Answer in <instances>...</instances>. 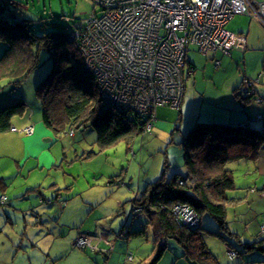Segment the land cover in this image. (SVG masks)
Segmentation results:
<instances>
[{"label":"rangeland","instance_id":"1","mask_svg":"<svg viewBox=\"0 0 264 264\" xmlns=\"http://www.w3.org/2000/svg\"><path fill=\"white\" fill-rule=\"evenodd\" d=\"M0 4L4 8L9 7L4 12H12V21L9 16L0 14L3 23H13L14 16L19 17L27 20V24H31L39 33L72 32L74 23L86 20L95 10L91 0H0ZM5 48L6 45L0 40V56ZM212 55L204 56L198 52L197 47H190L187 57L191 65L185 68L186 90L181 111L170 107L160 108L151 133L135 135L130 142L124 140L103 150L96 143V132L87 125L73 129L74 137L69 136L70 132L56 135L47 128L53 136L45 139L49 148L47 154L57 161H54L50 169L43 168L39 161L29 160L26 167L20 163L18 160L23 154L22 143L16 141L12 158L6 159L7 163H4L8 174L5 196L10 202L0 205V264H48L46 262L51 251L54 258L58 254L62 256L66 246L63 242H55V238L69 242L71 232L75 229L68 222L75 223L78 216L72 217L63 211L67 203L74 200L83 216H91L88 221L80 217V231L77 230L76 239L72 243L76 251L88 257L98 258L92 252L80 251L75 242L81 233L86 234L87 229L93 228L91 226L95 225L96 216L102 220L111 216L105 220L112 221L113 229L117 232L113 235L114 241L126 227H130L132 232L145 227L149 219L144 214L134 215L133 210L138 208L133 209L131 200L141 195L149 182L162 177L166 161L170 165L166 179L170 180L174 174H187L182 142L197 123L225 124L234 119L235 111L231 110L236 100L233 99L230 87L236 84L233 82L236 74L224 66L217 69ZM39 56L40 67L31 71L23 83L11 85L7 80L0 83V94L15 96L16 101L24 96L34 121L43 116L36 96L37 89L52 69L50 54L42 51ZM179 112L183 115L182 119ZM2 146L3 143L0 154H3ZM249 163L241 160L227 164V168L234 171L236 184H244L241 179H245L247 173L243 168L249 166ZM248 178L252 180L253 177ZM52 184H58L59 187L51 190ZM113 200L121 202V205L113 214L108 215V206ZM204 219L212 230L217 228L210 216L205 215ZM97 234L106 237L101 229ZM206 239L214 242V253L220 264H233L223 241L213 236H206ZM116 241L119 249L121 245L136 242L138 248L145 249L144 253L151 252L153 256V227H150L147 236H133L127 240L118 238ZM169 243L172 250L166 253L161 264H189L184 259L177 261L182 249L175 241ZM135 245L130 249L134 257L138 251ZM88 263L83 260V264ZM55 264H75V260L65 258Z\"/></svg>","mask_w":264,"mask_h":264},{"label":"trees","instance_id":"2","mask_svg":"<svg viewBox=\"0 0 264 264\" xmlns=\"http://www.w3.org/2000/svg\"><path fill=\"white\" fill-rule=\"evenodd\" d=\"M8 8L0 4V14L9 16L12 21V12H4ZM70 35L71 32L39 33L31 24H27V20L15 16L13 23H3L0 18V40L6 45L0 56V83L6 80L11 85L23 83L31 71L40 67L39 53L46 51L51 56L52 69L41 82L36 96L40 101L43 122L49 130L59 135L87 125L96 132V143L103 150L124 140L130 142L135 135L147 132L144 121L140 119L139 122L138 118L131 121L126 114H120L102 102L96 79L86 70L77 44L71 40ZM185 82L184 78L183 98ZM244 91L241 92L239 88L234 94L246 103L256 98L254 92L249 97L244 96ZM183 98L176 110L181 111ZM256 102L261 101L256 99ZM160 108L163 107L157 111ZM157 111L148 133L153 131ZM27 112L29 105L23 98L0 107V134L11 131L14 128L13 119ZM179 114L181 119L182 114ZM257 120L263 123L264 115L258 116ZM251 123V119L231 125L197 123L182 142L187 174H174L170 180L166 179L170 169L166 161L162 177L149 183L141 195L132 200L133 209L142 210L140 213L133 210L134 215L144 214L149 222L133 232L130 227H126L120 235L122 237L118 238L127 240L133 236H147L150 227H153V256L140 264H160L171 250L169 241H175L181 247L182 259L190 264H220L219 258L209 249L206 236L223 241L231 260L239 256L245 259L257 253L264 255V241L246 244L245 249H242L228 237L235 236L230 233L228 224L229 206L234 204L228 193L236 189V181L227 164L241 160L255 162L264 146V130ZM1 200L0 205L9 202L8 197L4 204ZM176 205L193 209L198 216V224L188 227L178 223L173 214ZM205 215L214 220L216 229L207 226ZM230 252L236 253L237 257L231 258ZM127 261H134L132 253H128ZM258 262L253 261L254 264Z\"/></svg>","mask_w":264,"mask_h":264},{"label":"built area","instance_id":"3","mask_svg":"<svg viewBox=\"0 0 264 264\" xmlns=\"http://www.w3.org/2000/svg\"><path fill=\"white\" fill-rule=\"evenodd\" d=\"M91 1L94 13L72 25L70 38L76 42L86 70L96 79L102 102L131 121L141 119L147 132L159 107L179 109L191 46L204 56L229 55L232 49L246 46L243 35L227 29L234 17L248 16L264 26V2L257 0ZM215 63L219 67L220 62ZM252 93L247 89L244 96ZM12 131L33 135L35 127ZM69 136L74 137L75 132ZM1 201L6 203L7 197ZM173 214L180 224H198L193 209L176 205ZM98 237L106 242L108 252L114 250L107 237ZM95 239L81 233L75 245L97 251ZM229 255L237 257L234 252Z\"/></svg>","mask_w":264,"mask_h":264},{"label":"crops","instance_id":"4","mask_svg":"<svg viewBox=\"0 0 264 264\" xmlns=\"http://www.w3.org/2000/svg\"><path fill=\"white\" fill-rule=\"evenodd\" d=\"M257 1L264 2V0ZM227 29L232 33L243 35L246 38V46L244 49L232 50L229 55H224L221 53L212 55L214 56L213 60L215 62H220V65L219 67H217V69L224 66L226 69L229 68L230 71L236 74V78L233 81L236 84H232V87H230V91L232 93L233 99L236 100L235 106L237 108L235 109V106H233V110L231 111H235V115H233L232 117L234 119L226 123H229L230 125L239 124L248 122L251 119V124L260 126L262 130H264V122L262 123L261 121L257 120L258 116L264 115V26L248 16H236L230 21ZM233 77H235V75ZM246 80L249 81V84L245 83ZM239 88H241V92L243 90L251 88V90L255 93L256 98H252L249 103L243 102L236 97V94H234V91ZM15 98V96L0 94V107L6 104L13 103L14 101H16ZM21 98L25 99L24 96L19 97V99ZM256 99H260L261 102L257 103ZM182 118L183 115L181 116V119ZM13 120L14 121H12V126L14 128L23 130L33 125L35 127V132L33 135H27L26 133L13 132L11 130L7 133L0 134V146L3 143V154H0V198H2L3 195L5 196V191L7 190L8 186V174H6L4 163H7L5 162L6 159L12 158L14 153L12 149L16 141L22 143L23 154L18 161L20 163H24L25 167L27 166L29 160H34L39 161L43 168L48 167L50 169L51 167H53L55 161V158L52 155L47 154L49 148L45 144V139L47 137L53 136L45 126L42 118L39 117L36 121H34L30 115L29 107V112H27L23 116H17ZM18 133L21 135H19ZM56 162L57 161H55V163ZM248 162H250L249 166L245 165L243 168V170H245L247 173V175H245L246 178L241 179V183L244 184H236V189L228 193V197L232 201H234V204L229 206L228 224L230 233H234L235 235L230 236L232 239L229 236L228 237L231 242H234L236 246L241 247L242 249H245L244 246L246 244H253L256 242L264 241V232L262 231V227L264 226V146L260 149L259 156L257 157L256 161ZM10 166H12V164ZM248 177L253 178L252 180H248ZM253 180L254 182H252ZM55 187H59V185L52 184L50 186L51 190ZM57 196L59 197V194ZM75 202L76 201L74 200L70 203H67V205L65 206V210L63 211V213L65 214L73 215L72 217H75L76 215L78 216L75 223L68 222V224L72 225L75 230L71 232V238L69 242L62 241L61 238H55V242H63L66 247L63 249L62 256L60 257L58 254L56 255V258H54L52 254L53 251H51L50 255L48 254V262L46 263L49 264V262H51L52 264H55L62 259L66 258L67 260H69L70 258H73L75 260V264H83V260H87L89 262L88 264H140L142 261L151 257V252L146 251V253H144L145 249L138 248L136 246L138 243L136 242H130L127 245H121L120 249L118 248V241H116L118 240V236L115 241L113 239V235H116L117 232L113 229L112 221L108 222L105 220L106 218L111 216H106V218L104 219L105 221L99 219V216H96L95 225L91 226L93 228H89L85 231L87 232L86 234L96 237L94 245L97 246L98 250L92 251L90 249H80V251L92 252L98 258H91L86 256L82 252L76 251L72 243H74V240L76 239L77 230L80 231V229L78 228L81 223L80 217L83 218V221H88L91 216H89L88 218L83 216L80 213L79 205ZM120 203L121 202L113 200L112 203L108 206V215L113 214L118 205H121ZM207 225L209 226V224ZM100 229L105 233L108 241L114 244V250L112 252H108V256H106L105 253L109 249V247L106 242H104V240L102 241L101 237H98L99 235L97 234ZM111 240H113L114 242H112ZM206 243L211 252L215 255L214 249H216V246L214 242L208 241V239H206ZM134 245L138 249L137 256L135 255L134 261L130 263L127 261V257L128 253H130V249ZM228 251L229 250L227 248V254ZM240 257L242 256H239L238 258L240 259ZM238 258H236L235 260H231L230 258L229 259L233 264H254L253 261H259L256 264H264V255L261 253L246 256L245 259H241L240 261H237ZM181 259L182 252L180 256H177V261ZM172 264L178 263L173 262Z\"/></svg>","mask_w":264,"mask_h":264},{"label":"bare ground","instance_id":"5","mask_svg":"<svg viewBox=\"0 0 264 264\" xmlns=\"http://www.w3.org/2000/svg\"><path fill=\"white\" fill-rule=\"evenodd\" d=\"M232 50H234V49H232ZM232 50H231V51H232Z\"/></svg>","mask_w":264,"mask_h":264}]
</instances>
